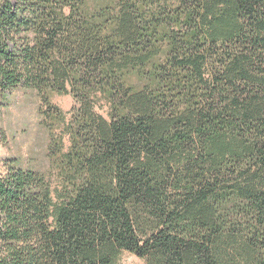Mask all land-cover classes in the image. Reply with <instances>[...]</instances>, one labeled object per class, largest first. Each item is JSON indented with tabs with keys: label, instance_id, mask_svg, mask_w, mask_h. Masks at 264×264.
<instances>
[{
	"label": "trees",
	"instance_id": "16d2710c",
	"mask_svg": "<svg viewBox=\"0 0 264 264\" xmlns=\"http://www.w3.org/2000/svg\"><path fill=\"white\" fill-rule=\"evenodd\" d=\"M20 91L0 264H264V0H0V122Z\"/></svg>",
	"mask_w": 264,
	"mask_h": 264
},
{
	"label": "rangeland",
	"instance_id": "374dc122",
	"mask_svg": "<svg viewBox=\"0 0 264 264\" xmlns=\"http://www.w3.org/2000/svg\"><path fill=\"white\" fill-rule=\"evenodd\" d=\"M53 102L57 104L69 119L74 106L71 94H54ZM36 96H27L23 91L17 93L11 108L4 114L0 122V166L3 161L16 156L25 164H34L37 168H45L48 161L45 156L47 136L40 123ZM98 111L108 117V106H98ZM66 148L70 147V137L65 136ZM123 264H146L145 259L129 251L120 255Z\"/></svg>",
	"mask_w": 264,
	"mask_h": 264
}]
</instances>
